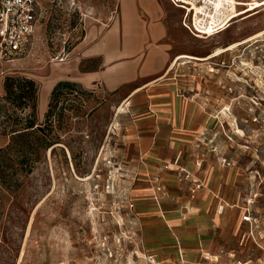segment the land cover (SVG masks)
<instances>
[{
    "label": "rangeland",
    "instance_id": "rangeland-1",
    "mask_svg": "<svg viewBox=\"0 0 264 264\" xmlns=\"http://www.w3.org/2000/svg\"><path fill=\"white\" fill-rule=\"evenodd\" d=\"M231 1L244 6L231 26L191 39L193 47L208 53L240 42L203 61L212 70L206 76L208 86L216 88L210 107L216 119L199 141L205 152L214 151L200 152V158L213 162L217 157L223 172L236 179L228 192L237 188L240 203L250 206L246 209L254 213L258 239L264 228V33L258 35L264 30V0ZM39 3L27 53L12 62L0 61V95L6 75L34 79L39 89L37 120L51 125L59 142L41 153L29 173L16 174L18 186L0 181V264H136L143 255L131 197L140 174L133 168L134 143L125 133L128 118L123 111L115 116L118 95L78 86L84 97L64 102L59 120L45 118L56 64L89 27L104 26L115 14L117 0ZM7 141L0 135V147ZM178 171L184 173L178 179L185 182L189 173L180 167ZM154 187L156 192L166 189Z\"/></svg>",
    "mask_w": 264,
    "mask_h": 264
},
{
    "label": "crops",
    "instance_id": "crops-1",
    "mask_svg": "<svg viewBox=\"0 0 264 264\" xmlns=\"http://www.w3.org/2000/svg\"><path fill=\"white\" fill-rule=\"evenodd\" d=\"M182 15L169 0H117L104 26L89 27L56 64L51 86L70 80L119 97L115 116L123 111L128 118L140 174L131 197L143 255L136 264H151L146 255L153 264H264V228L256 239L259 227L242 220L249 205L240 203L237 188L228 192L236 179L217 157L200 158L214 151L199 142L216 119V88L206 76L212 70L203 62L213 56L191 45L196 37ZM179 167L189 173L183 183ZM155 185L166 189L156 192Z\"/></svg>",
    "mask_w": 264,
    "mask_h": 264
},
{
    "label": "trees",
    "instance_id": "trees-1",
    "mask_svg": "<svg viewBox=\"0 0 264 264\" xmlns=\"http://www.w3.org/2000/svg\"><path fill=\"white\" fill-rule=\"evenodd\" d=\"M38 86L27 76L6 75L0 95V135L8 141L0 147V181L18 186L16 174L29 173L44 150H54L58 143L51 125L37 120ZM85 90L70 80L56 82L49 95L45 118L62 116L64 102L84 97ZM89 112H84L86 117Z\"/></svg>",
    "mask_w": 264,
    "mask_h": 264
},
{
    "label": "built area",
    "instance_id": "built-area-1",
    "mask_svg": "<svg viewBox=\"0 0 264 264\" xmlns=\"http://www.w3.org/2000/svg\"><path fill=\"white\" fill-rule=\"evenodd\" d=\"M183 11L182 26L193 36L207 38L228 28L234 14L243 10V5L231 0H169ZM239 1V0H236ZM40 0H0V61L12 62L24 56L35 31L41 12ZM242 8V9H241ZM264 68V49H260ZM225 162V159H222ZM200 184L191 189L194 192ZM160 187H157L159 190ZM242 220L256 227L251 210L246 209ZM153 264V257L146 256Z\"/></svg>",
    "mask_w": 264,
    "mask_h": 264
},
{
    "label": "bare ground",
    "instance_id": "bare-ground-1",
    "mask_svg": "<svg viewBox=\"0 0 264 264\" xmlns=\"http://www.w3.org/2000/svg\"><path fill=\"white\" fill-rule=\"evenodd\" d=\"M239 12H241V11H239ZM239 12H237V13L234 14V18H235V19L238 18L237 15H238ZM234 21H235V20H234ZM234 21H233V22H234ZM233 22H232V23H233ZM232 23H230L229 26H231ZM229 26H228V27H229ZM224 30H226V29H223L222 31H224ZM262 33H264V30L261 31V32H259L258 35H261ZM234 43H235V44H234ZM234 43H233V44L231 43V45L228 46L227 48H224V49L219 48V49H217V50L214 51L209 57L216 56V55H218V54H220V53H222V52H224V51H226V50H228V49H231L233 46L238 45L240 42H234ZM187 57H189V56H187ZM190 58H193V59H199L200 57L190 56ZM239 129H240V128H239Z\"/></svg>",
    "mask_w": 264,
    "mask_h": 264
}]
</instances>
